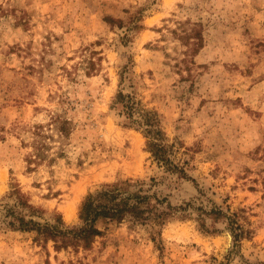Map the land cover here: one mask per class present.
<instances>
[{
    "label": "rangeland",
    "instance_id": "374dc122",
    "mask_svg": "<svg viewBox=\"0 0 264 264\" xmlns=\"http://www.w3.org/2000/svg\"><path fill=\"white\" fill-rule=\"evenodd\" d=\"M120 89L190 178L153 159ZM131 178L176 215L100 220L91 249L17 227L80 224L90 192ZM0 264H264V0H0Z\"/></svg>",
    "mask_w": 264,
    "mask_h": 264
},
{
    "label": "trees",
    "instance_id": "16d2710c",
    "mask_svg": "<svg viewBox=\"0 0 264 264\" xmlns=\"http://www.w3.org/2000/svg\"><path fill=\"white\" fill-rule=\"evenodd\" d=\"M111 24L120 25L123 20L107 19ZM129 70L125 65L122 77L125 78ZM114 105H121L120 115L127 119L129 126L140 129L146 138L147 149L158 165L166 171L183 178H190L186 169L175 163L171 157L173 144L168 143L166 133L163 130L161 118L156 110L143 108L140 102L135 100L132 94H126L120 89L115 97ZM152 180H154L152 178ZM144 182L135 179L119 180L113 183H105L90 192L80 206V224L66 225L60 216L54 224H41L33 219L26 220L23 216L16 217L21 230H35L39 237L45 241L52 239L57 249L73 247L74 249H91L95 239L103 234L98 226L100 220L122 222L130 219L135 222L155 221L164 224L167 219L176 215L175 208L167 204L162 208L158 199L157 204H152L149 195L144 193ZM23 204L33 207L27 201ZM214 217L227 216L231 225L239 232L236 236L242 237L244 229L237 222L236 213L226 215L221 210L213 209ZM181 216L186 217L184 214ZM15 224L14 222H12ZM201 225L204 226V221Z\"/></svg>",
    "mask_w": 264,
    "mask_h": 264
}]
</instances>
